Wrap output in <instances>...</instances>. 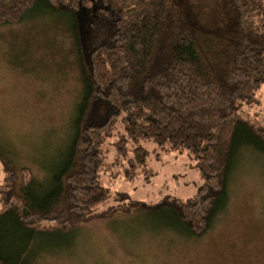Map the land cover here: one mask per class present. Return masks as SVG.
<instances>
[{
	"label": "trees",
	"instance_id": "obj_1",
	"mask_svg": "<svg viewBox=\"0 0 264 264\" xmlns=\"http://www.w3.org/2000/svg\"><path fill=\"white\" fill-rule=\"evenodd\" d=\"M36 11L71 21L80 91L66 151L43 179L0 154V264H26L43 236L136 210L172 209L191 237L206 234L240 150L264 157V0H0V27ZM164 152L194 162L190 197L146 204L112 190L151 177Z\"/></svg>",
	"mask_w": 264,
	"mask_h": 264
},
{
	"label": "rangeland",
	"instance_id": "obj_2",
	"mask_svg": "<svg viewBox=\"0 0 264 264\" xmlns=\"http://www.w3.org/2000/svg\"><path fill=\"white\" fill-rule=\"evenodd\" d=\"M34 15L0 27V154L43 179L66 151L80 81L67 32L71 21L39 11ZM258 98L264 105V90ZM148 167L151 177L120 181L112 190L157 204L166 195L184 200L199 184L186 153L151 156ZM3 176L0 163V183ZM226 194L224 210L201 237H191L172 209L136 210L43 236L30 247L25 263L264 264V157L252 147L240 150ZM13 232L9 227L4 233L11 238Z\"/></svg>",
	"mask_w": 264,
	"mask_h": 264
}]
</instances>
